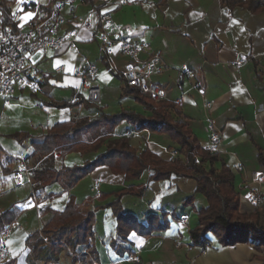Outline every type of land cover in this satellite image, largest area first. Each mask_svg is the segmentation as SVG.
Here are the masks:
<instances>
[{
    "label": "crops",
    "instance_id": "obj_1",
    "mask_svg": "<svg viewBox=\"0 0 264 264\" xmlns=\"http://www.w3.org/2000/svg\"><path fill=\"white\" fill-rule=\"evenodd\" d=\"M25 1L38 0H17L12 13L21 10ZM39 1L46 7L52 4V0ZM86 10V7L80 9L78 16L84 17ZM115 19L134 30V40L146 41L155 53L162 56L168 70L155 77V81L167 88V101L181 102L178 107L183 111L184 121L192 128L201 147L210 141L206 116L212 120L214 129L222 135L219 156L235 176L236 187L247 174L263 170L259 152H264V10L256 12L240 5L232 8L224 0H134L132 5L118 11ZM70 28L66 27L61 34ZM78 46L79 52L70 50L57 55L50 51L35 56L42 71L40 93H44V98L39 96L40 93L22 91H17L13 97L14 101L27 96L32 98L33 101H28V109L33 112L35 127L32 128L36 133L33 135L69 126L76 118L95 119L100 115L97 108L83 105L59 109L47 104L75 98L80 85L77 71L84 60L89 61L91 57L93 60L90 62L96 63L99 69L101 109L105 113L135 110L150 115L132 96L121 98L125 87L121 77L125 57L117 53L112 61L100 59L98 43L86 30L80 31ZM95 50L98 57L94 56ZM241 56L244 63L237 66ZM184 66L199 75L197 80L204 87L211 109L203 108L204 100L195 87L197 81L182 78ZM15 104L19 108L20 104ZM43 112L49 114V120L41 123L38 119ZM40 128L43 132L38 134ZM126 133H133L128 139L136 152L150 151L165 162H168V150L180 149L168 133L140 130L123 122L95 152H73L65 157L55 152L61 155L57 159L54 157L56 166L73 167L94 161L99 154L106 152L110 142L124 139ZM28 142L31 145L29 154L25 156L13 149L8 156L27 158L28 163L33 164L31 155L35 147L31 139ZM183 157L180 152V158ZM4 162L0 157V213L14 204L24 210L8 241L10 258H14L12 254L16 255V248L22 245L27 248L29 236L40 230L53 215L42 217L39 214L41 221L38 226L32 187H15L12 175L21 167H16L15 162L7 165ZM240 165L244 171L239 170ZM216 167L220 169L221 163ZM153 174L151 168L140 179L127 180L124 174L116 173L108 166H99L69 192H65L59 183H54L42 190L39 198L42 208L49 206L76 221L80 220L77 219L79 217L85 218L88 211L95 212V247L100 264H264V246L259 245L258 238H254L257 243L223 246L214 234L208 233L210 246H194L190 231L198 225L197 210L207 206V199L196 192L197 182L193 178L173 174L165 180H151ZM128 188H144L145 192L141 197L123 196L117 213L115 202L118 192ZM50 194L60 196L50 200ZM254 210L241 202V211L252 213ZM120 215L135 217L145 228L134 229L132 218L119 219ZM150 215L156 217L152 220ZM184 216L188 219L187 224L183 222ZM32 217L36 219L35 225L29 221ZM159 226L164 229L160 230ZM149 228L154 232L149 235L141 233ZM133 257H137L139 262H134Z\"/></svg>",
    "mask_w": 264,
    "mask_h": 264
},
{
    "label": "trees",
    "instance_id": "obj_2",
    "mask_svg": "<svg viewBox=\"0 0 264 264\" xmlns=\"http://www.w3.org/2000/svg\"><path fill=\"white\" fill-rule=\"evenodd\" d=\"M56 0H52V3ZM90 2V0H84ZM229 7L244 6L253 11L264 10L263 0H224ZM17 0H0V18L3 29L17 33V24L12 19V5ZM124 92L121 98L132 96L137 103L144 106L150 115L146 116L134 111L122 110L117 114H107L101 108L88 103L80 95L74 97L77 100L51 101L48 106L55 108L78 107L83 105L87 108H97L101 111L95 119L81 117L73 119L69 128L60 131L52 128L42 135H31L19 133L13 136L14 139L23 142L31 139L35 147L31 158L33 160L32 178L34 180L33 190L37 196L47 186L59 183L65 192H69L87 175L92 173L99 166H108L112 171L124 174L127 180L140 179L142 174L153 169L154 174L151 180H165L173 174L186 178H193L197 182V193L202 194L208 201L207 206L197 210L198 225L190 231L194 246L207 248L211 245L208 233L214 234L219 243L223 246H234L240 242H254L259 239V245L264 246V209L256 208L252 213L241 211L240 193L235 184V176L227 167L218 154H212L200 146L197 136L193 133L190 125L184 121V114L180 107L175 106L167 100L156 101L144 96L137 88L124 85ZM123 122L137 126L140 130L149 129L153 132L170 134L171 138L178 143L179 152L184 155L176 162H165L150 151L141 154L124 138L109 143L106 152L99 154L94 161H87L83 165L67 167L56 166L54 153H61L62 157L73 152L97 151L104 142L111 137L117 127ZM199 156L200 163L195 162V156ZM259 160L264 170V152L260 150ZM221 163V168L216 167ZM145 189L128 188L118 192V200L115 202L116 212L119 213L121 198L125 195L141 197ZM60 194H50V200ZM117 208H119L117 210ZM97 210V209H96ZM24 210L17 204L0 213V238L12 231ZM40 216L52 214V218L42 225L40 230L32 233L26 246L31 250L35 260H41L47 249L54 253L49 259H56L57 254L63 252L64 242H68L70 236H74L73 247L77 250L86 247L91 256L75 257L74 262L81 264H94L98 260L95 247V212L88 211L84 221L77 222L69 215L52 210L49 206L39 210ZM165 215V214H164ZM131 216H119L121 218ZM155 215H150L153 220ZM132 218L134 229L145 228L135 217ZM160 230L164 227L159 226ZM153 228H149L144 235H149ZM1 241V240H0ZM55 242V245L49 243ZM79 252V251H78ZM77 258V259H76ZM3 264H17V259L10 258Z\"/></svg>",
    "mask_w": 264,
    "mask_h": 264
},
{
    "label": "built area",
    "instance_id": "obj_3",
    "mask_svg": "<svg viewBox=\"0 0 264 264\" xmlns=\"http://www.w3.org/2000/svg\"><path fill=\"white\" fill-rule=\"evenodd\" d=\"M134 0H56L49 6L41 2L25 1L21 10L12 13V19L17 24V33L3 29L0 18V100L4 106L10 105L11 99L17 91L39 94L42 90L41 69L35 56L38 53L47 54L50 51L63 55L70 50L79 52L80 31H90L98 43L100 59L114 60L119 53L125 57L124 69L121 72L122 80L128 87L137 88L144 96L156 101L168 100V91L165 86L155 81L168 69L160 54L155 53L149 43L137 41L132 38L134 30L118 23L115 15L123 8L130 6ZM87 8L84 17H79V10ZM70 26L66 32L61 31ZM244 57L237 61V66H242ZM117 67V66H116ZM63 72V71H62ZM183 79L196 80V89L204 100L203 108L211 109L212 104L206 101L204 87L197 80L198 74L187 66L181 72ZM79 87L77 94L97 107L103 106L102 86L99 79V69L96 63L84 60L77 71ZM77 98L72 99L74 103ZM181 102L176 101L175 106ZM207 127L210 129V141L203 147L212 154H220L222 135L214 129L212 120L206 116ZM133 133H126L124 138H129ZM1 148V145H0ZM168 162H176L180 158L177 149L168 150ZM54 157L60 158L58 153ZM21 168L12 175L15 187L34 186L32 168L28 161L20 158ZM195 162L200 163L199 156ZM240 171H244L242 165ZM240 201L253 208L264 209V170L247 174L238 185ZM35 205L39 208L37 195L32 190ZM184 224L188 223L186 216ZM11 231L0 238V264L11 257L8 241ZM134 262H139L133 257Z\"/></svg>",
    "mask_w": 264,
    "mask_h": 264
},
{
    "label": "rangeland",
    "instance_id": "obj_4",
    "mask_svg": "<svg viewBox=\"0 0 264 264\" xmlns=\"http://www.w3.org/2000/svg\"><path fill=\"white\" fill-rule=\"evenodd\" d=\"M95 51L96 52L94 53V56L98 57L97 50ZM92 60L93 59L91 57V60L89 61H92ZM101 69H103V66L101 67ZM39 96H42V98L45 97L44 93H40ZM30 99L32 100V98L29 96H27L26 98H22L19 101H14L15 99L14 100L11 99V101L13 100L12 101L13 104L7 107L3 105V100H0V144H1V149H0L1 156L0 157L4 159L5 165L12 164L13 162H15L16 167L17 166L18 168L21 167L20 165L21 161L19 160L20 158H13L11 156H8V153L13 152L14 150L21 152L25 156L26 154L30 153L31 145H30V142H28L29 139L24 140L23 142H20L13 138V136L19 133H22V132H25V133L27 132L32 135L36 134L34 133L35 130L32 128L33 126L35 127V124L33 123V116H32L33 112L29 111L28 109V107L30 106L28 105L30 103L28 101ZM15 103L20 104L19 108L17 107ZM45 109L47 111L49 110L48 107ZM48 115H49L48 113L45 114V112H43L42 117H40L38 121L41 123L46 122L47 119L49 118ZM58 128L60 131H64L65 129L69 127L68 125L66 126L64 125V126H59ZM42 132H43V129L40 128V131L38 132V134ZM22 159H25L27 161V158H22ZM29 165H33V164L30 163ZM10 197H12V194L10 195ZM37 199L39 203V208H37L36 205H34V210L37 212L35 215L38 220V226H39L40 221H41L40 216H39V210L42 208V204H41L42 200L39 198V196H37ZM244 213H248V212H244ZM85 218L79 217L77 219H80V220L77 222L84 221ZM35 220L36 219L33 217L29 219V221L33 225L36 224ZM73 239H75L74 236H70L69 241L67 243L64 242L62 244L65 250L61 252L59 255L57 254L56 259H52V260L49 259L50 257H53L54 253L51 249H47L41 260H35L32 251L31 250L29 251V249L25 248L23 245L16 248V251L14 252L16 255L12 254V256H15L14 258L17 259V264H81V262H77V263L74 262L75 257L79 256L80 258L81 256H84V255H87V256H91V255L89 254L88 249L86 247L85 248L80 247L76 250L71 244L73 242ZM49 244L55 245L56 243L51 242ZM93 262L94 264H100L98 260L97 261L94 260Z\"/></svg>",
    "mask_w": 264,
    "mask_h": 264
}]
</instances>
